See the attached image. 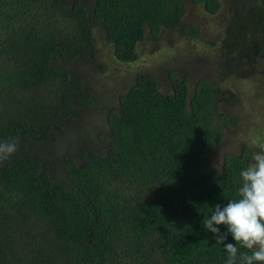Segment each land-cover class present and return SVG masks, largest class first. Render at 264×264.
<instances>
[{
	"label": "trees",
	"instance_id": "1",
	"mask_svg": "<svg viewBox=\"0 0 264 264\" xmlns=\"http://www.w3.org/2000/svg\"><path fill=\"white\" fill-rule=\"evenodd\" d=\"M193 2L211 14L222 7ZM187 13L184 0H0V142H18L0 162V264H225L202 222L236 197L253 155L226 154L219 168L211 160L239 123L222 110L232 88L202 76L191 94L174 70L165 93L145 72L108 109L97 144L71 155L56 143L77 107L96 101L70 65L102 67L97 28L132 63L148 34L199 36Z\"/></svg>",
	"mask_w": 264,
	"mask_h": 264
},
{
	"label": "rangeland",
	"instance_id": "2",
	"mask_svg": "<svg viewBox=\"0 0 264 264\" xmlns=\"http://www.w3.org/2000/svg\"><path fill=\"white\" fill-rule=\"evenodd\" d=\"M184 1L188 7L184 22L197 27L200 35L194 38L181 28L163 29L158 37L148 34L132 63L120 62L114 45L96 29L102 67L86 61L70 65L84 78L86 90L96 101L90 108L77 107L78 118L69 124L66 134L58 132L60 154L77 155L82 141L98 143L97 135L108 130V109L119 108V96L135 83L136 76L151 73L160 89L171 93L174 70L190 79L191 94L202 76H212L236 93V99L224 102L222 110L235 115L239 123L216 145L211 155L215 167H222L226 154L246 148L258 151V145L264 143V0H222L216 14L193 0Z\"/></svg>",
	"mask_w": 264,
	"mask_h": 264
},
{
	"label": "clouds",
	"instance_id": "3",
	"mask_svg": "<svg viewBox=\"0 0 264 264\" xmlns=\"http://www.w3.org/2000/svg\"><path fill=\"white\" fill-rule=\"evenodd\" d=\"M17 150L15 139L0 142V162ZM239 176L236 197L223 206L211 207L203 227L214 235L216 244L223 246L227 254L225 264H264V143L258 145V151ZM221 225L226 232H221ZM229 234L235 243H225Z\"/></svg>",
	"mask_w": 264,
	"mask_h": 264
}]
</instances>
